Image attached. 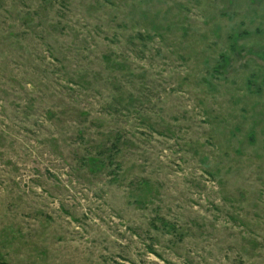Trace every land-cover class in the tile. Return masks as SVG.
I'll return each mask as SVG.
<instances>
[{
	"label": "rangeland",
	"instance_id": "rangeland-1",
	"mask_svg": "<svg viewBox=\"0 0 264 264\" xmlns=\"http://www.w3.org/2000/svg\"><path fill=\"white\" fill-rule=\"evenodd\" d=\"M0 264H264V0H0Z\"/></svg>",
	"mask_w": 264,
	"mask_h": 264
}]
</instances>
